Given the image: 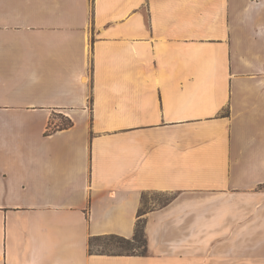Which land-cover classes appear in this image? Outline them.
<instances>
[{
	"label": "crops",
	"instance_id": "crops-1",
	"mask_svg": "<svg viewBox=\"0 0 264 264\" xmlns=\"http://www.w3.org/2000/svg\"><path fill=\"white\" fill-rule=\"evenodd\" d=\"M0 264H264V0H0Z\"/></svg>",
	"mask_w": 264,
	"mask_h": 264
},
{
	"label": "trees",
	"instance_id": "trees-1",
	"mask_svg": "<svg viewBox=\"0 0 264 264\" xmlns=\"http://www.w3.org/2000/svg\"><path fill=\"white\" fill-rule=\"evenodd\" d=\"M72 126H73V123L70 120H67V123L61 126L60 130L68 129V128H71ZM146 196L143 197V203H142L143 206L139 212L140 218L143 217L146 214V212L151 209V208L147 210L143 209ZM169 201L170 200H168L165 204H168ZM164 205H161V206H164ZM145 228H146V221L144 219H140L136 225L135 235L130 240L122 238V237H118V236L94 237L90 240V243H89L90 254L92 255H119V256H147L148 242H147ZM104 238L118 240L124 245L121 248L123 249L125 248L126 252L119 253V254H114V253L111 254L110 252H107V249H105V251H102V252H94L93 251L94 243ZM136 252H139V253H136Z\"/></svg>",
	"mask_w": 264,
	"mask_h": 264
},
{
	"label": "rangeland",
	"instance_id": "rangeland-1",
	"mask_svg": "<svg viewBox=\"0 0 264 264\" xmlns=\"http://www.w3.org/2000/svg\"><path fill=\"white\" fill-rule=\"evenodd\" d=\"M56 120L58 123H60V126H63L67 123L66 117L64 116H57ZM52 127L50 126V129ZM172 196L166 193H151L148 194L145 197L144 201V210H147L149 208L159 207L161 205H164L168 200H170ZM124 245L119 242L116 239H101L99 241H96L93 245V251L94 252H102L107 249V252H110L111 254H119L126 252V249L121 248ZM139 253V252H136Z\"/></svg>",
	"mask_w": 264,
	"mask_h": 264
}]
</instances>
